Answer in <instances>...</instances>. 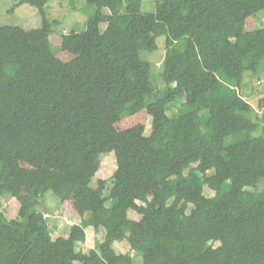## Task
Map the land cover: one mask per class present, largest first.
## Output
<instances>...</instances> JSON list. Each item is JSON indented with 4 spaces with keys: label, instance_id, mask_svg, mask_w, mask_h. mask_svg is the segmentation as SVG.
Wrapping results in <instances>:
<instances>
[{
    "label": "trees",
    "instance_id": "trees-1",
    "mask_svg": "<svg viewBox=\"0 0 264 264\" xmlns=\"http://www.w3.org/2000/svg\"><path fill=\"white\" fill-rule=\"evenodd\" d=\"M15 1L12 12L35 6L43 25L0 28V122L21 133L15 145L0 131V264H264V94L258 108L242 94L264 61V28L244 27L264 0H155L153 13L133 0H87L85 29L64 34L59 49L52 0ZM161 36L163 92L141 54ZM61 51L81 53L64 61ZM144 109L150 135L142 123L116 127ZM111 151L117 170L93 187ZM24 157L51 167L22 168ZM25 189L8 220L3 197ZM50 190L59 208L72 196L84 207L57 238L38 210ZM90 226L105 233L85 251Z\"/></svg>",
    "mask_w": 264,
    "mask_h": 264
},
{
    "label": "rangeland",
    "instance_id": "rangeland-1",
    "mask_svg": "<svg viewBox=\"0 0 264 264\" xmlns=\"http://www.w3.org/2000/svg\"><path fill=\"white\" fill-rule=\"evenodd\" d=\"M142 7V11L146 13H153L156 11L155 0H133ZM75 3V5H73ZM16 4L15 0H0V28L4 25L22 26L25 29L38 28L43 25V18L40 10L30 4H22L18 6L13 12L11 9ZM95 7L88 4L87 0H52L49 7V17L60 21L56 26V32L52 35V42L54 47L59 49L62 36L71 32L72 30H84L89 16L93 14ZM106 25H104V28ZM245 30L247 33H253L257 29L264 28V10L257 12L255 15L248 17L245 22ZM159 49L156 51H142V57L152 64V79L157 89H164L162 80L163 62H165L167 45L166 36H161L158 39ZM81 53L71 51L58 52V56L64 61H70ZM245 87L242 89L243 96L249 100L255 108H258L259 99L264 94V61L261 64L258 73L246 74ZM165 92V91H164ZM180 105L174 106L169 113L176 114L180 111ZM139 123L146 126V133L148 135L152 132L153 118L147 109H144L134 115L125 117L116 123L119 130L133 127ZM0 131H2L8 139L15 145H18L21 140V133L2 122H0ZM101 167L96 176L92 180V186L97 187L100 179H108L111 181L113 174L117 170L118 162L115 151L105 153L101 156ZM22 168L32 169H45L51 167V162L47 157L32 160L29 158L21 159ZM111 184V183H110ZM206 193L210 196L213 192L206 188ZM109 194V188L106 190ZM7 196V197H6ZM3 197V205L1 209L5 212L8 220L14 219L18 216L21 203L29 197V190L25 189L19 198ZM75 197V198H74ZM60 199L52 191L41 199L38 210L41 212L49 213V223L52 226L53 236L59 237L67 234L68 228L76 223H80L84 217V207L76 196H72L69 200L59 208ZM141 203V202H139ZM59 208V209H58ZM130 216L133 219L138 218V213L135 210H130ZM104 231L96 232L94 227L87 228V241L81 245L85 251L94 248L98 241L104 237ZM115 248L118 252H126L129 248L128 242H117ZM138 259L137 264H146L147 258L136 256Z\"/></svg>",
    "mask_w": 264,
    "mask_h": 264
}]
</instances>
